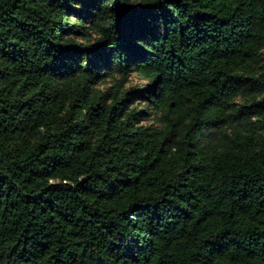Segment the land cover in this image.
Instances as JSON below:
<instances>
[{"label":"trees","instance_id":"1","mask_svg":"<svg viewBox=\"0 0 264 264\" xmlns=\"http://www.w3.org/2000/svg\"><path fill=\"white\" fill-rule=\"evenodd\" d=\"M0 264H264V0H0Z\"/></svg>","mask_w":264,"mask_h":264}]
</instances>
